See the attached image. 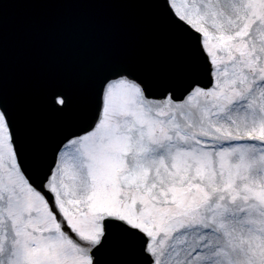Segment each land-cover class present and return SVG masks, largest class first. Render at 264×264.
Returning a JSON list of instances; mask_svg holds the SVG:
<instances>
[{
  "label": "snow or ice",
  "instance_id": "6c2138e0",
  "mask_svg": "<svg viewBox=\"0 0 264 264\" xmlns=\"http://www.w3.org/2000/svg\"><path fill=\"white\" fill-rule=\"evenodd\" d=\"M122 2L166 56L46 82L48 126L0 80V264H264V0Z\"/></svg>",
  "mask_w": 264,
  "mask_h": 264
},
{
  "label": "water",
  "instance_id": "95a60500",
  "mask_svg": "<svg viewBox=\"0 0 264 264\" xmlns=\"http://www.w3.org/2000/svg\"><path fill=\"white\" fill-rule=\"evenodd\" d=\"M168 54L153 21L122 0H46L10 14L0 46V80L8 98L42 125L40 90L50 80L86 85L116 62Z\"/></svg>",
  "mask_w": 264,
  "mask_h": 264
}]
</instances>
